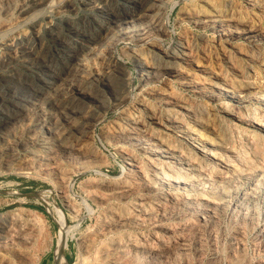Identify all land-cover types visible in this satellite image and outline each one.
I'll list each match as a JSON object with an SVG mask.
<instances>
[{
    "label": "rangeland",
    "instance_id": "374dc122",
    "mask_svg": "<svg viewBox=\"0 0 264 264\" xmlns=\"http://www.w3.org/2000/svg\"><path fill=\"white\" fill-rule=\"evenodd\" d=\"M157 1L158 2H156V0H42L41 1L42 4H44L45 2L43 6H41L42 4H39L38 2V5L36 4L35 8L32 9V11H29V14L19 17L17 14V9L19 5H22L23 3H25V0H0V69L2 71L3 70L5 71V72L3 71L4 76L0 77V127H1L0 128V216L11 213L12 211L13 212L24 211L25 214H27L31 219H35L36 221L40 223L39 226H37L39 228V229L37 228V230L41 234L39 235V237H36L33 247L31 246L32 248L31 247L30 249L28 248L27 252L25 253V256L23 257L25 259L23 258L20 259L18 255H15L14 257L17 256L19 259L13 258L12 256V259L14 260L13 261L14 264H24V263L25 264H56L55 253L57 250L58 240L60 239V236L62 234L61 232L63 230L62 229L63 226L65 228L64 237L66 239V248L64 249L62 255L65 260V264H81L82 261L84 262L85 259L83 258H85L87 255V253L83 254L85 250H86L85 252H87V249H85L86 247H84L85 240L87 238H91L92 236H96L98 235V233L102 232L103 228L105 227L104 225L105 224L107 225V223L110 222L111 218H113L110 212H109L110 216L104 213L106 210L99 206L98 204L99 199L97 200L96 198L97 200L96 202L95 198L91 195L92 193L91 190L92 191L95 190L96 185H98L99 182L103 180V178H106V177L107 178H113V177L118 178V177L127 175L128 172L133 173L134 174V175L132 174L133 176L137 174L133 172L134 167L130 166L129 161L127 160V155H129L128 152L130 150H131L130 152L133 153L131 154L129 152L131 155L138 156V157L136 156L135 157L138 159V161H140L139 164L142 163L139 166L140 168L139 167L135 168L137 170L142 169L141 170L142 172L144 171V173H149L151 172L149 170H151L152 168L151 166L153 164V165L160 167L159 170L161 169L160 171L162 173L163 172L169 173V170L170 172L173 170L171 173H174V171L179 172L180 170L179 175H181V173L184 172L188 174L191 180L185 183V184H188L189 186L187 190L179 189L180 192L178 191L177 188L176 189L170 188V189H166L163 191L159 190L157 193V191L150 186H142L147 191L149 190L148 192L144 190L143 188L142 190L141 188L139 189L136 196H141L142 198H145V199L148 198L147 201L152 203L154 207H156L157 205L158 206L160 205L159 206V209L161 208L160 210L166 209L165 211L163 210L160 211V213L156 215V216H159L160 219L159 217H156V216H152V217H153V220L158 219L162 222V227L160 228V230H157L159 231L158 236L159 237L161 236V238L164 239L165 244H168V246L169 245L172 246L174 242L175 244L172 249L173 252L171 251L172 253L171 252H167V254L165 253L164 257L166 256L168 258H164L163 256H159L160 257L159 258L157 256L155 257L156 258L155 259V258H151L148 254H146L145 256L144 255L145 253L143 252V254H139L140 256L136 257L137 259L133 258L132 259L133 262H130V264L131 263L135 264L136 261H138L137 262L138 264H147V263L148 264H151V263L152 264H209L210 262L214 264H235V263L240 264L239 261L241 260H242L241 264H249L250 262H251L250 264H257V263L264 264V231H263L264 230V216L263 217L261 216L264 214L260 213L261 211L264 212V205H263L264 204V197H263L264 196V191H263L264 189L263 188L264 186L263 185L264 183V145H263L264 144V115H263L264 114V95H263L264 94V89H263L264 88L263 86L264 85V80H263L264 79V42H263L264 41V0H218V1L210 0L211 2H213L220 8V10L222 11L224 15V18H223L224 23L221 21V23L219 22L218 24H215L214 26L206 22L202 24L204 22L202 20L198 22V21L191 19V15H192V12L190 11L191 8L198 7L199 3H200L199 5H202L203 4L202 2L205 0H194V1L193 0H161V1L157 0ZM153 2H154V5L152 4ZM160 2H162L163 4L164 8L162 7V10L164 14H161L163 12L160 13L158 10V7L160 6L159 4ZM254 2H255V6H254ZM250 3L254 7L250 6ZM154 7H157V10ZM254 8L257 10L254 11ZM152 10H153L152 14H155V12L156 13L159 12L160 18L162 19L161 20L162 24L165 27L163 32L155 29L154 25H152L151 23H147L144 21V20H148L147 15H150V16L152 15L150 14ZM147 11L148 12L150 11V12L148 13ZM182 14L184 15L186 14V15L184 16ZM256 14L258 15L256 16ZM187 15L190 16V18ZM141 17L142 19L139 20V18ZM184 17L186 18L184 19ZM187 19L189 20V22ZM192 20L196 24H194ZM228 21L229 22L232 21V24L231 22L229 24ZM251 22L253 23L251 24ZM150 24L152 27L150 26ZM220 25L222 26L219 27ZM149 26L151 27V29ZM215 28L216 30H214ZM223 28L228 30L227 36L219 34L221 31L222 32L224 31ZM138 30L143 31L144 33L143 36L140 35V31ZM137 32L139 35L136 34ZM230 32L232 33L229 34ZM244 32L247 35H245ZM255 32L256 34L254 35ZM163 33L165 34L163 35ZM235 35L238 37H236ZM156 37L157 38L159 37L158 38L159 41ZM259 37H260V40L262 39L261 42H259L260 41ZM218 38H219V41H218ZM149 39L151 41H149ZM252 39H255V41L257 42L255 46L249 42ZM224 40H227V41H224ZM182 48H184L185 51ZM236 49L238 50L236 51ZM164 51H175L177 54L180 53L178 55L179 59H177L176 63L173 62L172 60H169V59L167 60V58L164 56V53H163ZM191 53H192V56H191ZM235 53H237L238 55ZM252 53H253V56H252ZM19 55L20 57L21 56L22 57L20 58ZM142 55L144 56L145 59H147V63H149L148 65L151 64L155 67L157 66L156 68L159 70L156 71V73H158L159 71L161 72L162 70L165 71L166 68L167 70L165 72L162 71L163 73L159 72L160 74L155 73L157 75V76L155 75L156 77L154 76L156 79L154 78L152 81L151 78H149L150 79L149 81V79L146 77H152V76H148V73H146L147 72L146 68L144 67L145 70L141 68L142 67L141 63L138 60L139 57H142ZM184 55H186L187 57ZM237 56L239 57L241 56L240 59L239 57L237 58ZM251 57L254 59L253 61ZM259 57H262V58H259ZM181 62H184V64ZM238 62L240 63V65L242 64L241 67ZM2 63H4L3 66H1ZM230 70H231V73H230ZM238 70L239 72L241 71L243 75L239 72L237 73ZM220 71L221 72L223 71L224 74L221 73ZM237 74H239L240 76H237ZM229 75L232 80L230 79ZM236 76L238 78H235ZM180 77L182 78L180 79ZM187 77H190V78H187ZM222 77L224 80H222ZM240 78H243V79L240 80ZM144 80H146L147 84L144 83ZM176 80L177 82H175ZM209 81H211L210 84H209ZM151 82L154 84H151ZM120 83L121 84L123 83V85H121ZM257 83L259 86L257 85ZM57 84L59 87L57 86ZM187 84L190 87L194 86L192 87V90ZM203 84H206V85H203ZM228 84L229 85L231 84L230 87ZM209 86L214 88V89L210 88L212 92L210 91ZM216 86L222 87V88L228 87V89L230 91H233L234 93L229 92L231 95L233 93L232 96L228 93L227 94L224 93L226 96L224 94L218 95L217 92H214L215 88H218ZM201 88L204 89L205 94ZM230 88H233V89L231 90ZM245 89H247L248 91ZM9 90H12V91L9 92ZM114 90H117L118 92L117 91L115 92ZM239 90L241 91V94ZM153 91H155L156 93ZM193 91L194 92L196 91L198 94L196 92L194 93ZM261 91L263 92L261 93ZM212 94L214 98L218 95L217 99L216 98L214 99L212 97ZM125 95H129L127 96V101L124 103H121V100L119 99L121 98V96H125ZM166 95H170V96L173 95L172 97L173 98L176 97V100L177 99L180 101L183 100V102L186 101L184 103L186 104L188 108H190L188 109V112L184 110L180 112L177 111L178 112L177 113L176 112L177 108L174 106H169L168 108H166L163 102ZM158 96H160V99L158 98ZM258 96L260 98H258ZM114 99L116 100L114 101ZM247 101H249V103ZM215 102H218V103H215ZM220 103L224 106H222ZM206 104H208L209 106ZM245 104H246V107H245ZM141 107L144 109L145 112L143 111ZM224 107H225V110H223ZM232 107L234 108V111L236 110V112L232 111L233 110ZM154 109L156 110V112ZM253 109L254 110L256 109L257 111L256 110L254 111ZM148 110H151V111H148ZM139 112L140 114L138 116V114L136 113H139ZM210 112H212V116ZM241 113L242 114L244 113V119L246 118L247 120L249 119L250 120L249 121L244 120ZM166 114H168L169 117L174 116L178 122L177 124H171V126L168 125L167 129H165L162 124L159 126V124H157L154 121V118H157L158 116H159L158 118L161 121L165 120L164 116ZM254 115H257L259 117L254 116ZM126 117L129 119H126ZM237 117H239L240 121L239 119H235ZM178 118L180 119V121H178L179 120ZM195 120L196 121L199 120L198 122L199 124ZM207 120H209V123ZM152 121H154L155 123ZM193 122L194 124H192ZM225 123L226 124L228 123L227 126ZM180 124L184 125V129H183V125L181 126ZM86 125L91 126L88 133H86V128H85ZM230 125L233 126V128L235 127L234 128L235 130L231 128ZM143 126L147 129L151 127L149 131L152 132V134L154 135L157 134L159 136L162 135L165 139L167 137V140H170L169 135L170 137L172 136L170 140L171 142L170 141L168 142L171 143L173 148L179 149L181 151L180 153L182 154L179 155L180 156L179 158L182 159V157L184 156H189L188 157L189 162H190L189 165H191L192 167L194 166V167L192 168L190 166L188 168L189 170L191 169L190 171H188L187 167H184V166L182 168L179 167V169H177L173 165V163H171L170 161H165L163 159L157 160L155 158H149L142 150L140 151L139 147L137 148L135 147V145H128L122 142L126 138L125 137L126 133L129 130L139 131V129H141V127ZM204 126H206V128L209 129V131H207V129ZM132 127L134 128L136 127L137 129L135 128L134 130V128ZM227 127L229 128L227 129ZM126 128L128 131L126 130ZM236 129H237V132H236ZM239 130L240 132H238ZM233 131L235 132V134ZM106 132L108 133L104 134ZM120 132L121 134H123V138ZM158 132L160 134H158ZM175 132H177V134ZM187 132H190L191 134L193 133L192 134L193 136H195L194 134L196 133L195 137L198 138V141L199 140L201 141V139L203 138L201 142L199 141L200 143H202L203 146L207 142L206 146H204L203 148L202 153L205 152L204 154L202 153L200 154L199 152H195V151L190 152L191 150H189L186 147V145H184V142H183L184 138H188L190 136V133L188 135ZM207 132L209 133L207 134ZM248 132L251 134H249ZM109 133L110 134L112 133L113 137H112V134L108 135ZM185 133L188 137L185 135ZM228 133H231V134L228 135ZM238 133L240 135H238ZM255 134L257 137L253 136ZM107 135L111 137L108 138ZM175 135H177L178 137ZM213 135L214 136L216 135V137L214 138ZM234 135L235 137L238 136L239 138L237 137L238 138L237 139L233 137ZM117 137L118 138L121 137L122 140H120L121 138L117 139ZM66 138L67 139L69 138V142H68L69 144L74 143L73 144L74 147L79 146L77 144L79 141L81 143L84 142L83 144H86L89 140L88 142L89 145L91 146L93 145L92 147H94V149L97 151L98 154L96 153L97 155H95V157L93 156L88 157L86 154L81 155L82 152H80L79 150H76L77 148H74V147L72 151L71 150L64 151L62 148V145L64 141H68V140H65ZM223 138L225 140H223ZM114 139L117 141H114ZM217 139L218 140L221 139L222 142L221 140L217 141ZM260 139L263 141H261ZM175 140H177L178 142ZM118 141H120L121 144ZM80 142L79 144L83 145ZM117 142L119 144H117ZM227 142L229 143V146ZM246 142L247 144H249V146L246 144ZM172 143H174L175 145ZM182 144L184 145V148ZM181 145H182V148H181ZM231 145H234V146H231ZM130 147L133 148L134 150H132ZM245 147H247L248 149ZM180 148L183 150H181ZM224 148H227L228 150L227 149L223 150ZM253 148L256 150H253ZM215 149L220 150L219 151L220 153L216 151ZM73 150H76V151L73 152ZM125 150L126 152H124ZM139 151L142 152L144 156L142 155V153H139ZM185 151L188 153H186ZM232 151L234 153H232ZM235 152H237L238 154ZM239 152L240 154L244 153V155L241 156ZM207 153L212 154V155H208ZM214 154H216L215 158H214ZM85 155L87 156L86 160H85V157H86ZM253 155L256 156L257 158L253 157ZM218 157H219V160H218ZM143 158L145 159V163H144ZM255 158L257 159V161ZM139 159H142V160H139ZM147 159H149V161ZM193 159L194 160L196 159V160L194 161ZM150 160H153V161H150ZM249 160H251L252 162ZM230 161L232 162V164ZM148 162H151V164ZM210 164L212 165L214 164L212 168L211 166H209ZM257 165L259 166L256 167L255 169V166ZM230 166H232V168ZM260 166L263 169H260ZM143 167L144 168L147 167V168L144 169ZM195 167L197 168L194 169ZM244 167L246 170L244 169ZM62 168L65 169L64 173L66 172V176L70 178L69 182H71V187L69 190L64 189L65 186H63L62 182H60L62 180V177L59 171L62 173L63 172ZM185 168L187 169V172L185 171L186 170ZM218 168L220 170H218ZM232 170L234 171V173ZM192 171L194 172V174ZM204 171L206 172L208 171V172L204 173ZM197 173H198V176H197ZM208 173L211 175H209ZM255 173H257L258 175H256ZM204 174L206 175V177ZM207 175L209 177H207ZM254 176L255 177L257 176V177L255 178ZM201 177L202 179L199 180V178ZM247 180L249 182H247ZM231 181H232V184H231ZM241 181H243V183ZM255 183H258L257 184L258 188L256 187ZM229 184L233 186L231 187V185ZM90 185H93V186H90ZM194 185L197 186V189ZM228 185L230 187H228ZM201 186L205 188H202ZM148 187L152 188L153 190L149 189ZM227 188L229 189L227 190ZM234 189L236 192L234 191ZM256 189H258L257 191H260V192L255 193ZM188 190L191 191L190 194L188 193ZM229 192L231 196L229 195ZM244 192L246 194H244ZM183 193L186 194V199H188V197L190 198L191 196L192 197L194 196L195 198L197 197L195 200V206H193L192 208L193 210L191 209L190 206H187L189 205L187 202L183 201L182 203L184 204L182 205V203L181 204L177 203V200L174 199L175 197H178L181 194L183 195ZM216 193L219 195L221 194V196L217 195ZM224 193H225V196H224ZM237 194L239 197L241 195L243 196L239 198ZM26 195H35L37 197L36 198L28 197ZM210 195H211V198H210ZM206 198H208L209 200ZM133 200L131 198V201ZM224 200H228V201H224ZM197 201L199 203H197ZM203 201L206 203L208 202L210 206L214 204L213 206H211L212 207L211 217H206L205 221L199 219V215L203 212L202 211L204 207V205L202 204ZM216 201H218L217 204H216ZM234 201H236V203ZM256 201L258 202V204L256 203ZM110 202L111 203H109V205L113 206L114 202L113 201H110ZM254 203L255 205H257L256 207H254L255 206L253 205ZM237 205H240V206H237ZM251 205H253L252 207H254L255 209L251 208ZM260 205L263 210L261 209ZM196 206H197L196 208L197 210L194 209V207ZM170 207H172L171 208L172 210L170 209ZM173 207L175 208L178 207V208L175 209ZM215 207H217L218 209ZM248 207L250 210L247 209ZM180 208L182 211L180 210ZM198 208L200 209L198 210ZM223 208L224 210H222ZM131 209L132 207L130 206V210ZM178 209H179V212H178ZM168 210H170L172 213L170 211L168 212ZM218 210L219 212H217ZM114 211L112 212V214H114ZM224 211L225 212L230 211V212L225 213ZM255 211H257L258 213ZM243 213H245V215ZM159 214L160 215L163 214V216H160ZM167 214H169L168 216H171V217H168ZM232 214H236V215L239 214V215L232 216ZM174 216H176L177 219ZM185 216H187V218ZM215 216H218V217H215ZM243 216H245L246 218ZM167 217L169 219H167ZM188 218H190L189 222H187ZM162 219H165L164 220L165 223ZM195 220L198 224L195 222ZM209 221H210V224H209ZM100 223L101 224L104 223L102 224L104 227L101 226ZM191 224H192V227H191ZM203 225L206 227H203ZM143 227L145 226H142V225L135 226V228L133 227L130 230L127 229L126 231H124L126 234L124 232H120L122 233L121 235L119 232H116L114 230L112 233V230H111V233L110 232L107 233L103 239L105 242L107 241L106 243H109L108 240L110 241L117 237L119 238V236L126 237L130 235L131 238L135 237L141 241L143 240L146 241L148 240V238H151L153 236L154 231L150 228H146V227L143 228ZM182 228H185V229L187 228V229L185 230ZM194 229H196L198 232ZM198 229L200 230V232ZM202 229H203V232H202ZM259 229H261L262 232ZM166 233L168 234L166 235ZM187 236L190 237L189 238L191 239L190 241H188ZM140 238H144V239H140ZM193 238L196 241L194 240L192 241ZM184 239H187V240L184 241ZM179 241H182V243H180ZM183 241H184V245H183ZM177 244H182V246L178 245L180 249H178L179 247L177 246ZM185 244L189 246L186 247ZM175 247H178V248H175ZM175 249L178 250L177 252L179 254H176L177 252ZM185 249L186 250L189 249V251L188 250L186 251ZM179 250H183V251L179 252ZM174 254L175 256H173ZM144 256L145 258H143ZM146 257L147 258L149 257V260H146L147 259ZM161 257L163 258L161 259ZM15 261H19V262L17 263ZM86 264H92V263L87 262Z\"/></svg>",
    "mask_w": 264,
    "mask_h": 264
},
{
    "label": "bare ground",
    "instance_id": "6f19581e",
    "mask_svg": "<svg viewBox=\"0 0 264 264\" xmlns=\"http://www.w3.org/2000/svg\"><path fill=\"white\" fill-rule=\"evenodd\" d=\"M42 0H25V3H20V4H22V5H19V7H18V9H17V14H18V16L20 17V16H23V15H27V14H29V11H32V9H34L35 8V6H36V4L38 5V2H39V4H42V2H41ZM161 1V0H160ZM194 1V0H193ZM218 1V0H217ZM15 2V1H14ZM156 2H158L157 0H156ZM52 3V2H51ZM203 4L202 5H199L198 4V7H192L191 8V12H192V15H191V19H193V20H195V21H198V22H200V20H202V21H204L202 24H204L205 22L206 23H208V24H211V25H215V24H218L219 22L221 23V21L223 22L224 20H223V18H224V15H223V13H222V11L220 10V8L216 5V4H214L213 2H211L210 0H205V1H203L202 2ZM215 3H217V2H215ZM219 3V2H218ZM44 4H45V2H44ZM44 4H42L41 6H43ZM50 4V3H49ZM153 5H154V2L152 3ZM160 4V6L158 7V10H159V12L161 13V12H163V10H162V7H163V4H162V2H160L159 3ZM9 5V4H8ZM12 5V4H11ZM156 5V4H155ZM190 5V4H189ZM18 6V5H17ZM188 6V5H187ZM187 6H186V8H187ZM224 6V5H223ZM250 6H252L251 5V3H250ZM254 6H255V2H254ZM254 6H252V7H254ZM38 7H40V6H38ZM157 7H154V8H156V10H157ZM37 8V7H36ZM164 8V7H163ZM166 8V7H165ZM189 8V7H188ZM257 8V7H256ZM3 9V8H2ZM11 9V8H10ZM151 9V8H150ZM224 9V8H223ZM253 9V8H252ZM258 9V8H257ZM257 9H255L254 8V11L255 10H257ZM145 10V9H144ZM162 10V11H161ZM6 11V10H5ZM155 11V10H154ZM185 11V10H184ZM189 11V10H188ZM260 11V10H259ZM2 12V11H1ZM148 12V11H147ZM150 12V11H149ZM148 12V13H149ZM159 12L158 13H156L155 12V14H152L153 13V10H152V12H150V14H152L151 16L150 15H147V19L148 20H144L145 22H147V23H151L152 25H154V27H155V29H157L158 31H161V32H163L164 31V26H163V24H162V19L160 18V14H159ZM9 13V12H8ZM139 13V12H138ZM143 13V12H142ZM144 13H146V12H144ZM184 13V12H183ZM187 13V12H186ZM161 14H164V12L163 13H161ZM141 15V14H140ZM143 15V14H142ZM182 15H184V14H182ZM186 15V14H185ZM184 15V16H185ZM190 15V14H189ZM253 15V14H252ZM258 14H256V16H257ZM137 16V15H136ZM163 16V15H162ZM188 16V15H187ZM232 16V15H231ZM2 17V16H1ZM189 18H190V16H188ZM125 18V17H124ZM182 18H183V16H182ZM186 17H184V19H185ZM136 19V18H135ZM140 19H142V17L141 18H139V20ZM144 19V18H143ZM183 19V20H184ZM190 19V20H191ZM225 19H227V18H225ZM235 19H237V18H235ZM254 19V18H253ZM114 20V19H113ZM138 20V21H139ZM188 20V19H187ZM186 20V21H187ZM192 20V21H193ZM233 20V19H232ZM143 21V20H142ZM239 21V20H238ZM237 21V22H238ZM241 21V20H240ZM255 21V20H254ZM188 22H189V20H188ZM191 22V21H190ZM226 22V21H225ZM229 22V21H228ZM231 22V24H232V21H230ZM230 22H229V24H230ZM129 23V22H128ZM146 23V24H147ZM193 23H194V21H193ZM224 23V22H223ZM235 23H236V21H235ZM253 22H251V24H252ZM151 24H150V26H151ZM194 24H196V23H194ZM239 24V23H238ZM128 25V24H127ZM140 25V24H139ZM223 25V24H222ZM222 25H220L219 27H221ZM234 25V24H233ZM237 25V24H236ZM115 26V25H114ZM117 26V25H116ZM147 26V25H146ZM149 26V27H150ZM225 26V25H224ZM230 26V25H229ZM232 26V25H231ZM242 26V25H241ZM249 26V25H248ZM254 26V25H253ZM252 26V27H253ZM100 27V26H99ZM148 27V26H147ZM147 27H146V29H147ZM152 27V26H151ZM151 27H150V29H151ZM210 27V26H209ZM235 27V26H234ZM243 27V26H242ZM218 28V27H217ZM226 28V27H225ZM225 28H223L224 29V31L222 32H220L219 34L220 35H224V36H227V34H228V30L227 29H225ZM228 28V27H227ZM236 28V27H235ZM248 28V27H247ZM140 29H141V27H140ZM219 29V28H218ZM239 29V28H238ZM244 29V28H243ZM143 30V29H142ZM212 30H213V28H212ZM214 30H216V28L214 29ZM240 30V29H239ZM248 30V29H247ZM250 30V29H249ZM112 31V30H111ZM124 31V30H123ZM134 31V30H133ZM132 31V32H133ZM138 31H140V30H138ZM147 31V30H146ZM231 31V30H230ZM254 31V30H253ZM256 31H258V30H256ZM136 32V31H135ZM216 32H218V31H216ZM235 32V31H234ZM124 33V32H123ZM147 33V32H146ZM145 33V34H146ZM232 32H230L229 34H231ZM249 33H250V31H249ZM136 34H138V32L136 33ZM143 31H140V35H142L143 36ZM165 33H163V35H164ZM237 34H238V32H237ZM241 34V33H240ZM244 34H245V32H244ZM253 34V33H252ZM256 34V32L254 33V35ZM123 35V34H122ZM139 35V34H138ZM162 35V34H161ZM242 35V34H241ZM245 35H247V34H245ZM250 35H251V33H250ZM259 35H260V33H259ZM263 35V34H262ZM146 36V35H145ZM217 36V35H216ZM219 36V35H218ZM224 36H223V38H224ZM236 36V35H235ZM240 36V35H239ZM257 36V35H256ZM117 37V36H116ZM131 37V36H130ZM230 37V36H229ZM236 37H238V36H236ZM248 37V36H247ZM253 37V36H252ZM251 37V38H252ZM120 38V37H119ZM134 38V37H133ZM157 38V37H156ZM159 38V37H158ZM157 38V39H158ZM220 38V37H219ZM219 38H218V41H219ZM222 38V37H221ZM225 38H227V37H225ZM232 38V37H231ZM235 38V37H234ZM254 38V37H253ZM256 38H258V37H256ZM255 38V39H256ZM147 39V38H146ZM145 39V40H146ZM154 39V38H153ZM255 39H252V40H250L249 42L251 43V44H253L254 46H255V44H257V42L255 41ZM228 40V39H227ZM227 40H224V41H227ZM230 40V39H229ZM249 40V39H248ZM259 40H260V37H259ZM262 40V39H261ZM261 40L259 41V42H261ZM149 41H151L150 39H149ZM154 41V40H153ZM158 41H159V39H158ZM245 41V40H244ZM234 42V41H233ZM233 42H231V43H233ZM264 42V41H263ZM79 43V42H78ZM150 43V42H149ZM153 43V42H152ZM159 44V43H158ZM223 44V43H222ZM226 44H227V42H226ZM230 44V43H229ZM150 45V44H149ZM156 45V44H155ZM181 45V44H180ZM225 45V44H224ZM157 46V45H156ZM158 47V46H157ZM152 48H153V46H152ZM155 48V47H154ZM162 48V47H161ZM181 48V47H180ZM244 48V47H243ZM259 48V47H258ZM147 49V48H146ZM182 49H184V48H182ZM235 49V48H234ZM239 49V48H238ZM238 49H236V51L238 50ZM246 49V48H245ZM249 49V48H248ZM260 49V48H259ZM151 50V49H150ZM171 50H172V48H171ZM188 50V49H187ZM243 50V49H242ZM184 51H185V49H184ZM227 51V50H226ZM225 51V52H226ZM229 51V50H228ZM233 51V50H232ZM235 51V52H236ZM181 52V51H180ZM224 52V53H225ZM256 52H258V51H256ZM255 52V53H256ZM161 53V52H160ZM164 53V56L167 58V60L169 59V60H172L173 62H175L176 63V61H177V59H179L178 58V55L180 54L179 52V54H177L175 51H164L163 52ZM183 53V52H182ZM185 54V53H184ZM187 54H189V53H187ZM235 54H237V53H235ZM244 54V53H243ZM26 55V54H25ZM77 55V54H76ZM225 55V54H224ZM238 55V54H237ZM250 55V54H249ZM148 56V55H147ZM184 56H186V55H184ZM191 56H192V53H191ZM252 56H253V53H252ZM260 56H261V54H260ZM19 57H20V55H19ZM22 57V56H21ZM20 57V58H21ZM78 57V56H77ZM154 57V56H153ZM181 57V56H180ZM187 57V56H186ZM222 57V56H221ZM231 57V56H230ZM236 57V56H235ZM239 56H237V58H238ZM241 57V56H240ZM240 57H239V59H240ZM147 58V57H146ZM151 58V57H150ZM162 58V57H161ZM243 58V57H242ZM245 58H246V56H245ZM247 58H248V56H247ZM252 58V57H251ZM258 58V57H257ZM259 58H262V57H259ZM157 59V58H156ZM155 59V60H156ZM165 59V58H164ZM193 59V58H192ZM233 59V58H232ZM16 60V59H15ZM139 62L141 63V68H143L144 69V67L146 68V73H148V76H152V77H146V78H151V80L153 81V79L157 76L156 74H160L159 72L158 73H156V71H158L159 69H157L155 66H153V65H148L149 63H147V59H145L144 58V56L142 55V57H139ZM151 60V59H150ZM159 60V59H158ZM162 60V59H161ZM226 60V59H225ZM246 60V59H245ZM254 59L252 58V61H253ZM259 60V59H258ZM29 61V60H28ZM137 61V60H136ZM152 61V60H151ZM154 61V60H153ZM181 61V60H180ZM184 61V60H183ZM235 61V60H234ZM249 61H251V60H249ZM263 61V60H262ZM10 62V61H9ZM186 62V61H185ZM188 62V61H187ZM190 62V61H189ZM230 62V61H229ZM236 62V61H235ZM256 62V61H255ZM255 62H253V63H255ZM258 62V61H257ZM8 63V62H7ZM6 63V64H7ZM155 63H156V61H155ZM181 63H183L184 64V62H181ZM239 63V62H238ZM245 63H246V61H245ZM248 63V62H247ZM252 63V62H251ZM3 64L4 63H2V65L1 66H3ZM179 64V63H178ZM158 65V64H157ZM165 65V64H164ZM175 65V64H174ZM239 65H240V63H239ZM238 65V66H239ZM242 65V64H241ZM241 65H240V67H241ZM245 65V64H244ZM258 65V64H257ZM5 66H7V65H5ZM4 66V67H5ZM169 66V65H168ZM231 66V65H230ZM164 67V66H163ZM167 67V66H166ZM10 68V67H9ZM159 68V67H158ZM161 68V67H160ZM238 68V67H237ZM6 69V68H5ZM142 69V70H143ZM181 69V68H180ZM145 70V69H144ZM166 70H167V68H166ZM165 70V71H166ZM176 70V69H175ZM179 70V69H178ZM226 70V69H225ZM228 70V69H227ZM242 70V69H241ZM4 71V70H3ZM3 71L0 69V77H3L4 75H3ZM8 71V70H7ZM165 71H163V72H165ZM183 71V70H182ZM229 71V70H228ZM227 71V72H228ZM5 72V71H4ZM116 72V71H115ZM123 72V71H122ZM143 72V71H142ZM162 72V73H163ZM168 72V71H167ZM172 72V71H171ZM170 72V73H171ZM179 72V71H178ZM221 72V71H220ZM239 72V70L237 71V73ZM243 72V71H242ZM144 73V72H143ZM156 73V74H155ZM169 73V74H170ZM175 73V72H174ZM180 73V72H179ZM221 73H223V71L221 72ZM226 73V72H225ZM230 73H231V70H230ZM234 73H235V71H234ZM239 73H241V71L239 72ZM122 74V73H121ZM167 74V73H166ZM165 74V75H166ZM216 74V73H215ZM224 74V73H223ZM242 74V73H241ZM123 75V74H122ZM156 75V76H155ZM175 75V74H174ZM179 75V74H178ZM231 75V74H230ZM230 75H229V77H230ZM243 75V74H242ZM155 76V77H154ZM159 76V75H158ZM162 76V75H161ZM168 76V75H167ZM181 76V75H180ZM237 76H240L239 74H237ZM235 77V78H238V77ZM160 77V76H159ZM158 77V78H159ZM228 77V78H229ZM169 78H170V76H169ZM182 77H180V79H181ZM187 78H190V77H187ZM193 78V77H192ZM191 78V79H192ZM200 78V77H199ZM216 78V77H215ZM219 78H221V77H219ZM117 79V78H116ZM115 79V80H116ZM122 79V78H121ZM156 79V78H155ZM178 79V78H177ZM184 79V78H183ZM210 79V78H209ZM213 79V78H212ZM230 79H231V77H230ZM230 79H229V81H230ZM241 79H243V78H240V80ZM262 79H263V77H262ZM128 80V79H127ZM163 80V79H162ZM185 80V79H184ZM193 80V79H192ZM196 80H197V78H196ZM204 80V79H203ZM222 80H224L223 79V77H222ZM221 80V81H222ZM232 80V79H231ZM239 80V81H240ZM264 80V79H263ZM107 81V80H106ZM121 81V80H120ZM148 81V80H147ZM149 81H150V79H149ZM155 81V80H154ZM171 81V80H170ZM182 81V80H181ZM186 81V80H185ZM194 81V80H193ZM206 81V80H205ZM215 81V80H214ZM219 81V80H218ZM228 81V82H229ZM82 82V81H81ZM166 82V81H165ZM175 82H177V80L175 81ZM190 82V81H189ZM195 82H197V81H195ZM208 82V81H207ZM210 82L211 81H209V84H210ZM227 82V81H226ZM233 82H234V80H233ZM246 82V81H245ZM247 82H248V80H247ZM101 83V82H100ZM124 83V82H123ZM123 83L121 84V85H123ZM144 83H146V80H144ZM188 83V82H187ZM214 83V82H213ZM147 84V83H146ZM151 84H154V83H152L151 82ZM181 84V83H180ZM221 84V83H220ZM226 84V83H225ZM247 84V83H246ZM249 84V83H248ZM86 85V84H85ZM188 85V84H187ZM186 85V86H187ZM192 85H194V84H192ZM191 85V86H192ZM199 85V84H198ZM202 85V84H201ZM201 85H200V87H201ZM203 85H206V84H203ZM227 85V84H226ZM229 85V84H228ZM231 85V84H230ZM230 85H229V87H230ZM237 85V84H236ZM244 85V84H243ZM257 85H258V83H257ZM57 86H58V84H57ZM162 86V85H161ZM183 86V85H182ZM189 86V85H188ZM208 86V85H207ZM214 86V85H213ZM219 86V85H218ZM218 86H216V87H218ZM239 86V85H238ZM248 86V85H247ZM259 86V85H258ZM264 86V85H263ZM59 87V86H58ZM73 87V86H72ZM107 87V86H106ZM105 87V88H106ZM165 87V86H164ZM169 87V86H168ZM168 87H167V89H168ZM171 87V86H170ZM185 87V86H184ZM190 87V86H189ZM192 87H194V86H192ZM192 87H190V89L192 90ZM203 87V86H202ZM234 87H235V85H234ZM85 88V87H84ZM196 88H197V86H196ZM210 88H212V87H210L209 86V89ZM258 88V87H257ZM58 89V88H57ZM94 89V88H93ZM96 89V88H95ZM109 89V88H108ZM150 89V88H149ZM166 89V88H165ZM202 90H203V92H204V89L203 88H201ZM206 89V88H205ZM212 89H214V88H212ZM231 90L233 89V88H230ZM262 89V88H261ZM264 89V88H263ZM171 90V89H170ZM178 90V89H177ZM187 90V89H186ZM186 90H185V92H186ZM188 90H189V88H188ZM190 90V91H191ZM236 90V89H235ZM243 90V89H242ZM245 90H247V89H245ZM258 90V89H257ZM10 91H12V90H9V92ZM84 91V90H83ZM97 91V90H96ZM115 92L117 91V90H114ZM144 91V90H143ZM159 91V90H158ZM207 91H208V89H207ZM210 91H211V89H210ZM214 91V90H213ZM240 91V90H239ZM248 91V90H247ZM8 92V91H7ZM78 92V91H77ZM118 92V91H117ZM153 92H155V91H153ZM161 92V91H160ZM165 92V91H164ZM170 92V91H169ZM171 92H173V91H171ZM194 92V91H193ZM196 92V91H195ZM194 92V93H195ZM212 92V91H211ZM214 92H217L218 93V95L220 94V95H223L224 93H228V94H230L229 92H233V91H230L229 89H228V87H226V88H222V87H218V88H215V91ZM237 92V91H236ZM246 92V91H245ZM254 92V91H253ZM258 92V91H257ZM263 91H261V93H262ZM93 93V92H92ZM100 93V92H99ZM123 93V92H122ZM150 93V92H149ZM152 93V92H151ZM156 93V92H155ZM159 93V92H158ZM197 93V92H196ZM234 93V92H233ZM233 93H232V95H233ZM243 93V92H242ZM255 93V92H254ZM7 94V93H6ZM72 94V93H71ZM87 94V93H86ZM108 94V93H107ZM126 94V93H125ZM154 94V93H153ZM172 94V93H171ZM176 94V93H175ZM187 94V93H186ZM191 94V93H190ZM198 94V93H197ZM204 94H205V92H204ZM214 94V93H213ZM213 94H212V97L214 98V96H213ZM238 94V93H237ZM236 94V95H237ZM240 94H241V91H240ZM240 94H239V96H240ZM260 94V93H259ZM95 95V94H94ZM99 95V94H98ZM155 95V94H154ZM200 95V94H199ZM217 95V96H218ZM225 95V94H224ZM231 95V94H230ZM229 95V96H230ZM231 95V96H232ZM264 95V94H263ZM100 96V95H99ZM127 96H129V95H125V96H121V98L119 99V100H121V103H124V102H126L127 101ZM133 96V95H132ZM142 96V95H141ZM152 96V95H151ZM163 96H164V94H163ZM173 96V95H172ZM172 96H170V95H166L165 96V98H164V104H165V106H166V108H168L169 106H174V107H176L177 108V110H176V112L178 111V112H180V111H187L188 112V109H190V108H188L187 106H186V104L184 103V102H186V101H184L183 102V100L182 101H180V100H176V97H175V95H174V97L175 98H173ZM177 96V95H176ZM188 96V95H187ZM198 96V95H197ZM217 96L215 97L216 99H217ZM226 96V95H225ZM246 96V95H245ZM251 96V95H250ZM4 97V96H3ZM111 97V96H110ZM118 97V96H117ZM148 97V96H147ZM184 97V96H183ZM183 97H182V99H183ZM203 97V96H202ZM207 97V96H206ZM211 97V96H210ZM254 97V96H253ZM252 97V98H253ZM93 98V97H92ZM158 98L160 99V96H158ZM188 98V97H187ZM214 98V99H215ZM240 98V97H239ZM248 98V97H247ZM251 98V99H252ZM256 98H257V96H256ZM258 98H260L259 96H258ZM263 98V97H262ZM87 99V98H86ZM94 99V98H93ZM97 99V98H96ZM118 99V98H117ZM129 99V98H128ZM158 99V100H159ZM163 99V98H162ZM186 99V98H185ZM191 99V98H190ZM212 99V98H211ZM244 99V98H243ZM250 99V98H249ZM72 100V99H71ZM112 100V99H111ZM116 99H114V101H115ZM208 100H210V99H208ZM219 100V99H218ZM237 100V99H236ZM258 100H260V99H258ZM96 101V100H95ZM190 101V100H189ZM216 101V100H215ZM262 101V100H261ZM113 102V101H112ZM204 102V101H203ZM214 102V101H213ZM212 102V103H213ZM219 102V101H218ZM218 102H215V103H218ZM230 102V101H229ZM243 102V101H242ZM248 103H249V101H247ZM259 102V101H258ZM76 103V102H75ZM79 103V102H78ZM115 103V102H114ZM113 103V104H114ZM119 103H120V101H119ZM118 103V104H119ZM158 103V102H157ZM156 103V104H157ZM162 103V102H161ZM188 103V102H187ZM208 103V102H207ZM231 103V102H230ZM237 103V102H236ZM239 103V102H238ZM241 103V102H240ZM255 103H256V101H255ZM3 104V103H2ZM117 104V103H116ZM136 104V103H135ZM199 104V103H198ZM205 104V103H204ZM221 104V103H220ZM224 104V103H223ZM121 105V104H120ZM140 105H141V103H140ZM149 105V104H148ZM191 105H193V104H191ZM200 105V104H199ZM203 105V104H202ZM206 105H208V104H206ZM214 105V104H213ZM222 105V104H221ZM226 105H228V104H226ZM225 105V106H226ZM243 105V104H242ZM259 105H260V103H259ZM150 106V105H149ZM188 106H189V104H188ZM209 106V105H208ZM222 106H224V105H222ZM241 106V105H240ZM253 106V105H252ZM71 107V106H70ZM82 107V106H81ZM113 107V106H112ZM139 107V106H138ZM145 107V106H144ZM155 107H156V105H155ZM193 107V106H192ZM200 107V106H199ZM245 107H246V104H245ZM249 107V106H248ZM257 107V106H256ZM261 107V106H260ZM72 108V107H71ZM115 108V107H114ZM135 108V107H134ZM142 108V107H141ZM149 108V107H148ZM158 108V107H157ZM162 108H163V106H162ZM171 108V107H170ZM202 108V107H201ZM216 108V107H215ZM233 108V107H232ZM143 109V108H142ZM156 109V108H155ZM154 109V110H155ZM159 109V108H158ZM192 109V108H191ZM217 109V108H216ZM223 109V108H222ZM226 109H228V108H226ZM229 109H230V107H229ZM249 109V108H248ZM259 109V108H258ZM76 110V109H75ZM128 110V109H127ZM133 110H135V109H133ZM139 110V109H138ZM161 110V109H160ZM198 110V109H197ZM199 110H201V109H199ZM204 110H205V108H204ZM208 110V109H207ZM223 110H225V107H224V109ZM240 110H242V109H240ZM250 110V109H249ZM252 110V109H251ZM254 110V109H253ZM256 110V109H255ZM254 110V111H255ZM27 111V110H26ZM71 111V110H70ZM103 111V110H102ZM120 111H121V109H120ZM141 111V110H140ZM143 111H144V109H143ZM148 111H151V110H148ZM170 111V110H169ZM173 111V110H172ZM175 111V110H174ZM196 111V110H195ZM203 111V110H202ZM221 111V110H220ZM227 111V110H226ZM232 111H234V108H233V110ZM257 111V110H256ZM73 112V111H72ZM71 112V113H72ZM104 112V111H103ZM128 112V111H127ZM131 112V111H130ZM137 112V111H136ZM145 112V111H144ZM155 112H156V110H155ZM158 112H159V110H158ZM165 112V111H164ZM167 112V111H166ZM177 112V113H178ZM186 112V113H187ZM197 112V111H196ZM207 112V111H206ZM223 112V111H222ZM228 112V111H227ZM226 112V113H227ZM231 112V111H230ZM234 112H236V110L234 111ZM237 112H238V110H237ZM240 112V111H239ZM248 112V111H247ZM82 113V112H81ZM129 113V112H128ZM134 113H135V111H134ZM150 113V112H149ZM163 113V112H162ZM191 113V112H190ZM200 113H202V112H200ZM211 113V116H212V112H210ZM229 113V112H228ZM227 113V114H228ZM232 113V112H231ZM253 113V112H252ZM256 113V112H255ZM258 113V112H257ZM263 113V112H262ZM98 114V113H97ZM132 114V113H131ZM136 114H138V116H139V114H140V112L139 113H136ZM165 114V113H164ZM172 114V113H171ZM185 114V113H184ZM220 114H222V113H220ZM240 114V113H239ZM242 114V113H241ZM260 114V113H259ZM79 115V114H78ZM104 115V114H103ZM102 115V116H103ZM158 115V114H157ZM174 115H176V114H174ZM186 115V114H185ZM193 115V114H192ZM197 115V114H196ZM247 115V114H246ZM264 115V114H263ZM99 116V115H98ZM126 116V115H125ZM128 116V115H127ZM132 116V115H131ZM130 116V117H131ZM154 116V115H153ZM191 116V115H190ZM242 116H243V119H244V113L242 114ZM241 116V117H242ZM252 116V115H251ZM254 116H257V115H254ZM84 117V116H83ZM94 117V116H93ZM141 117V116H140ZM143 117V116H142ZM150 117H151V115H150ZM159 117V116H158ZM154 118V121L157 123V124H159V126L162 124L163 125V127L165 128V129H167L168 127V125H170L171 126V124H177L178 122H177V120H176V118L173 116V117H169V115L168 114H166L165 116H164V119L165 120H163V121H161L159 118ZM161 117H162V115H161ZM179 117V116H178ZM183 117V116H182ZM195 117V116H194ZM204 117V116H203ZM220 117V116H219ZM222 117V116H221ZM235 117V116H234ZM233 117V118H234ZM247 117V116H246ZM257 117H259V116H257ZM132 118V117H131ZM147 118H149V117H147ZM180 118V117H179ZM178 118V119H179ZM193 118V117H192ZM212 118V117H211ZM229 118V117H228ZM250 118V117H249ZM248 118V119H249ZM263 118V117H262ZM80 119V118H79ZM96 119H98V118H96ZM101 119V118H100ZM126 119H129V118H127L126 117ZM135 119V118H134ZM188 119V118H187ZM189 119H191V118H189ZM196 119V118H195ZM198 119V118H197ZM205 119V118H204ZM203 119V120H204ZM230 119V118H229ZM235 119H239V117H237V118H235ZM242 119V118H241ZM260 119H261V117H260ZM14 120H16V119H14ZM131 120V119H130ZM129 120V121H130ZM137 120V119H136ZM200 120V119H199ZM199 120L198 121H196L197 123L199 122ZM206 120V119H205ZM213 120V119H212ZM219 120V119H218ZM244 120H246V121H249V120H247L246 118L244 119ZM253 120H255V119H253ZM141 121V120H140ZM139 121V122H140ZM154 121H152V122H154ZM178 121H180V119L178 120ZM183 121V120H182ZM181 121V122H182ZM186 121V120H185ZM208 121V123H209V120H207ZM238 121V120H237ZM239 121H240V119H239ZM241 121H243V120H241ZM260 121V120H259ZM134 122V121H133ZM142 122V121H141ZM140 122V123H141ZM149 122H150V120H149ZM154 122V123H155ZM192 122V121H191ZM195 122V123H196ZM225 122H226V120H225ZM227 122H229V121H227ZM233 122V121H232ZM245 122V121H244ZM255 122V121H254ZM129 123V122H128ZM135 123V122H134ZM133 123V124H134ZM211 123V122H210ZM222 123V122H221ZM237 123V122H236ZM239 123V122H238ZM256 123V122H255ZM259 123V122H258ZM123 124V123H122ZM144 124V123H143ZM146 124V123H145ZM156 124V125H157ZM192 124H194V122L192 123ZM199 124V123H198ZM224 124V123H223ZM226 124V123H225ZM228 124V123H227ZM227 124H226V126H227ZM233 124V123H232ZM248 124V123H247ZM257 124V123H256ZM7 125V124H6ZM119 125V124H118ZM148 125V124H147ZM179 125V124H178ZM181 126L183 125V124H180ZM189 125H190V123H189ZM196 125V124H195ZM201 125V124H200ZM203 125V124H202ZM238 125V124H237ZM249 125V124H248ZM258 125V124H257ZM126 126V125H125ZM132 126V125H131ZM135 126V125H134ZM142 126V125H141ZM145 126V125H144ZM141 127V129H139V131H133V130H127V128H126V130L128 131L127 133H126V138L124 139V141H122V142H124L125 144H128V145H135V147H139V149H140V151L142 150L149 158H155V159H157V160H165V161H170L171 163H173V165L177 168V169H179V167L180 168H182L183 166L184 167H187V169L191 166V165H189V156H184V157H182V159H180L179 157V155L180 154H182V153H180L181 151L179 150V149H175V148H173L172 147V145H171V143H169L168 141H170L171 140V138H172V136L170 137V135H169V138H170V140H167V137H166V139L161 135V136H159V135H157V134H152V132H150L149 131V129L151 128H149V129H147V128H145V127ZM180 126V127H181ZM207 126V125H206ZM206 126H204L205 128H206ZM231 126V125H230ZM240 126H242V125H240ZM90 125H86V133H88L89 132V130H90ZM114 127V126H113ZM123 127V126H122ZM130 127V126H129ZM138 127V126H137ZM173 127V126H172ZM178 127V126H177ZM186 127V126H185ZM200 127V126H199ZM217 127V126H216ZM262 127H263V125H262ZM1 128V127H0ZM84 128V129H85ZM132 128H134V127H132ZM136 128V127H135ZM135 128H134V130H135ZM157 128H159V127H157ZM179 128V127H178ZM177 128V129H178ZM182 128V127H181ZM221 128V127H220ZM226 128V127H225ZM229 127H227V129H228ZM231 128H233V126H231ZM235 128V127H234ZM233 128V129H234ZM240 128V127H239ZM243 128V127H242ZM80 129V128H79ZM124 129V128H123ZM137 129V128H136ZM174 129V128H173ZM180 129V128H179ZM183 129H184V125H183ZM186 129V128H185ZM195 129V128H194ZM199 129V128H198ZM207 129V128H206ZM205 129V130H206ZM217 129V128H216ZM215 129V130H216ZM81 130H83V129H81ZM118 130V129H117ZM117 130H116V132H117ZM153 130V129H152ZM175 130V129H174ZM235 130V129H234ZM241 130V129H240ZM240 130L238 131V132H240ZM242 130H244V129H242ZM246 130V129H245ZM248 130V129H247ZM260 130V129H259ZM258 130V131H259ZM261 130H263V129H261ZM119 131V130H118ZM155 131V130H154ZM181 131V130H180ZM187 131V130H186ZM202 131V130H201ZM207 131H209V129H207ZM178 132V131H177ZM177 132H175L176 134H177ZM183 132V131H182ZM203 132V131H202ZM214 132V131H213ZM213 132H212V134H213ZM218 132V131H217ZM225 132V131H224ZM234 132V131H233ZM236 132H237V129H236ZM244 132V131H243ZM108 132H106V133H104V134H107ZM124 133V132H123ZM173 133V132H172ZM174 133V134H175ZM181 133V132H180ZM184 133V132H183ZM188 133V135H189V133L190 132H187ZM209 132H207V134H208ZM249 133V132H248ZM256 133H257V131H256ZM112 134V133H111ZM110 133L108 134V135H111ZM118 134V133H117ZM116 134V135H117ZM120 134H121V132H120ZM158 134H160L159 132H158ZM165 134V133H164ZM193 134V133H192ZM191 133H190V136L188 137L187 135H186V133H185V135L188 137V138H184V145H186V147L189 149V150H191L190 152H193V151H195V152H199L200 154L203 152V148H204V146H206V144H207V142H206V144H204V146L202 145V143H200L201 141H202V139H201V141L199 142L198 141V138L197 137H195L196 136V133L194 134L195 136H193ZM201 134V133H200ZM214 134H216V133H214ZM220 134V133H219ZM224 134V133H223ZM231 133H228V135H230ZM234 134H235V132H234ZM249 134H251V133H249ZM253 134H254V132H253ZM259 134V133H258ZM66 135H67V133H66ZM107 135V137L109 138V137H111V136H108ZM115 135V134H114ZM122 135V138H123V134H121ZM167 135V134H166ZM165 135V136H166ZM179 135V134H178ZM211 135V134H210ZM226 135V134H225ZM238 135H240L239 133H238ZM65 136V135H64ZM86 136V135H85ZM106 136V135H105ZM168 136V135H167ZM175 136H177V135H175ZM180 136V135H179ZM183 136V135H182ZM212 136V135H211ZM219 136V135H218ZM224 136V135H223ZM222 136V137H223ZM252 136V135H251ZM250 136V137H251ZM254 137L256 136V134L255 135H253ZM72 137V136H71ZM106 137V138H107ZM112 137H113V134H112ZM178 137V136H177ZM199 137V136H198ZM213 137L215 138L216 137V135L214 136L213 135ZM227 137V136H226ZM233 137H235V135L233 136ZM238 137V136H237ZM237 137H235V138H237ZM248 137V136H247ZM246 137V138H247ZM257 137V136H256ZM263 137V136H262ZM119 138H121V137H119ZM118 137H117V139H119ZM122 138L120 139V140H122ZM183 138V137H182ZM213 138V139H214ZM220 138V137H219ZM225 138V137H224ZM223 138V140H225ZM232 138V137H231ZM239 138V137H238ZM237 138V139H238ZM253 138V137H252ZM86 139V138H85ZM207 139V138H206ZM222 139V138H221ZM220 139V140H221ZM236 139V140H237ZM245 139V138H244ZM251 139V138H250ZM259 139V138H258ZM65 140H68V141H64L63 142V145H62V148H63V150L64 151H72V149H73V144H69L68 142H69V138L67 139H65ZM110 140V139H109ZM112 140V139H111ZM178 140V139H177ZM177 140H175V141H177ZM215 140V139H214ZM220 140H218L217 139V141H220ZM227 140H229V139H227ZM235 140V139H234ZM242 140V139H241ZM247 140V139H246ZM255 140V139H254ZM261 140V139H260ZM86 141V140H85ZM114 141H117V140H115L114 139ZM207 141V140H206ZM209 141V140H208ZM232 141V140H231ZM252 141V140H251ZM261 141H263V140H261ZM78 142V141H77ZM76 142V143H77ZM80 142V141H79ZM79 142L77 143L79 146L78 147H74V148H77L76 150H79L80 152H82V154L81 155H83V154H86L88 157H91V156H93V157H95V155H97L98 153H97V151L94 149V147H92L91 145H89V140H88V142L86 143V144H83V143H81V144H83V145H80L79 144ZM119 143H120V141H118ZM117 142V144H119ZM171 142V141H170ZM178 142V141H177ZM176 142V143H177ZM221 142H222V140H221ZM239 142V141H238ZM248 142H250V141H248ZM254 142V141H253ZM256 142V141H255ZM257 142H259V141H257ZM179 143H180V141H179ZM210 143V142H209ZM213 143H214V141H213ZM212 143V144H213ZM228 143V142H227ZM240 143V142H239ZM263 143V142H262ZM46 144V143H45ZM116 144V143H115ZM121 144V143H120ZM172 144H174V143H172ZM211 144V145H212ZM217 144V143H216ZM246 144H247V142H246ZM76 145V144H75ZM175 145V144H174ZM178 145V144H177ZM180 145V144H179ZM183 145V144H182ZM182 145H181V148H182ZM184 145H183V148H184ZM221 145V144H220ZM225 145V144H224ZM238 145V144H237ZM241 145V144H240ZM244 145V144H243ZM248 146H249V144H247ZM256 145H257V143H256ZM259 145H260V143H259ZM264 145V144H263ZM119 146V145H118ZM127 146V145H126ZM125 146V147H126ZM228 146H229V143H228ZM231 146H234V145H231ZM120 147V146H119ZM118 147V148H119ZM133 147V146H132ZM176 147V146H175ZM208 147V146H207ZM222 147V146H221ZM237 147V146H236ZM252 147V146H251ZM121 148V147H120ZM128 148H129V146H128ZM131 148V147H130ZM134 148V147H133ZM133 148H131L132 150H134ZM180 148V149H181ZM211 148V147H210ZM218 148H219V146H218ZM234 148V147H233ZM233 148H232V150H233ZM240 148V147H239ZM245 148H247V147H245ZM262 148V147H261ZM122 149V148H121ZM124 149V148H123ZM187 149V150H188ZM207 149V148H206ZM205 149V150H206ZM217 149V148H216ZM215 149V150H216ZM225 149H227V148H224L223 150H225ZM235 149V148H234ZM237 149V148H236ZM248 149V148H247ZM259 149V148H258ZM76 150H73V152L74 151H76ZM181 150H183V149H181ZM228 150V149H227ZM241 150H242V148H241ZM250 150V149H249ZM253 150H256V149H254L253 148ZM131 151V150H130ZM129 151V152H130ZM139 151V153H142V152H140ZM216 151H220V150H216ZM222 151V150H221ZM230 151V150H229ZM238 151V150H237ZM240 151V150H239ZM244 151H245V149H244ZM48 152V151H47ZM52 152H54V151H52ZM124 152H126V150L124 151ZM128 152V154L129 155H127V160L129 161V165L130 166H132V167H134V171L133 172H135V173H137L135 176H133L134 174L133 173H129L128 171H130V170H128L127 172V175H125V176H122V177H118V178H103V180L101 181V182H99V184L98 185H96V184H94V185H96V187H95V190H91V195L95 198V200H96V198H97V200L99 199V202H98V204H99V206L101 207V208H103V209H105L104 211H102V212H104V213H106V214H108V216H110L109 215V212H110V214L113 216V218H111V220H110V222H108L107 223V225L105 224L104 226L102 225V224H104V223H100L101 224V226H103L104 228H103V230H102V232H100V233H98V235H96V234H94V235H96V236H92L91 238H87L86 240H85V246L84 247H86L85 249H87V252H83V250H82V252H83V254L84 253H87V255H86V257L85 258H83V259H85V261L83 262H81V264H86L87 262H91L92 264H130V262H133L132 261V259L133 258H135V259H137L136 257H138V256H140L139 254H143V252L145 253L144 255L146 256V254H148L151 258H155V257H159V256H163L164 257V255H165V253L167 254V252H171L172 251V249H173V247H174V244H175V242H174V244L171 246V245H169L168 246V244H165V242H164V239H162L161 238V236L159 237L158 235H159V231H157V230H160V228L162 227V222L160 221V220H158V219H155V220H153V217L152 216H156L158 213H160V211H162V210H160L159 209V206L157 207H154L153 206V204L152 203H150V202H148L147 201V199L148 198H142L141 196H136V194L138 193V191H139V189L141 188V190H142V186H150V187H152V188H154L156 191H157V193H158V191L159 190H166V189H178V191H179V189H181V190H187V188L189 187L188 186V184H185L187 181H191L190 180V178H189V176H188V174H186V173H184V172H182L181 173V175H179V172H180V170H179V172H175L174 171V173H171L170 172V170H169V173H165V172H161L160 170H159V168L160 167H158V166H156V165H153L152 164V168H151V170H149V171H151V172H149V173H144V171L142 172L140 169L139 170H137V169H135V168H138L141 164H139V162L140 161H138V159L136 158V157H138V156H133V155H131V154H133V153H129ZM184 152V151H183ZM186 152V151H185ZM250 152V151H249ZM248 152V153H249ZM255 152V151H254ZM257 152V151H256ZM69 153V152H68ZM97 153V154H96ZM119 153H121V152H119ZM138 153V152H137ZM186 153H188V152H186ZM205 153V152H204ZM204 153H202V154H204ZM209 153V152H208ZM207 153V154H208ZM215 153V152H214ZM220 153V152H219ZM232 153H234L233 151H232ZM235 153H237V152H235ZM242 153V152H241ZM247 153V154H248ZM11 154V153H10ZM49 154V153H48ZM79 154V153H78ZM136 154V153H135ZM191 154V153H190ZM197 154V153H196ZM200 154H199V156H200ZM217 154V153H216ZM216 154H214V158H215V155ZM227 154V153H226ZM238 154V153H237ZM239 154H240V152H239ZM257 154V153H256ZM46 155V154H45ZM85 155V156H86ZM142 155H143V153H142ZM206 155V154H205ZM208 155H212V154H208ZM232 155V154H231ZM233 155H235V154H233ZM241 156L242 155H244V153L243 154H240ZM37 156V155H36ZM87 156L85 157V160H86V158H87ZM122 156V155H121ZM144 156V155H143ZM194 156V155H193ZM197 156V155H196ZM219 156V155H218ZM228 156H229V154H228ZM38 157V156H37ZM45 157V156H44ZM84 157V156H83ZM92 157V158H93ZM124 157V156H123ZM208 157V156H207ZM220 157V156H219ZM219 157H218V160H219ZM222 157V156H221ZM224 157V156H223ZM239 157V156H238ZM253 157H256V156H254L253 155ZM97 158V157H96ZM125 158H126V156H125ZM147 158V157H146ZM184 158V159H183ZM196 158V157H195ZM211 158V157H210ZM225 158V157H224ZM227 158V157H226ZM229 158V157H228ZM234 158V157H233ZM240 158V157H239ZM242 158V157H241ZM245 158V157H244ZM243 158V159H244ZM250 158V157H249ZM257 158V157H256ZM255 158V159H256ZM144 159V158H143ZM198 159H199V157H198ZM217 159V158H216ZM41 160V159H40ZM139 160H142V159H139ZM148 161H149V159H147ZM157 160H155V161H157ZM194 160V159H193ZM193 160H192V162H193ZM196 160V159H195ZM194 160V161H195ZM207 160H208V158H207ZM211 160V159H210ZM228 160V159H227ZM229 160H231V159H229ZM150 161H153V160H150ZM164 161V162H165ZM222 161V160H221ZM233 161V160H232ZM249 161H251V160H249ZM256 161H257V159H256ZM259 161V160H258ZM45 162V161H44ZM159 162V161H158ZM169 162V163H170ZM197 162V161H196ZM213 162V161H212ZM211 162V163H212ZM226 162V161H225ZM228 162V161H227ZM231 162V161H230ZM234 162V161H233ZM239 162V161H238ZM245 162H247V161H245ZM252 162V161H251ZM253 162H254V160H253ZM40 163V162H39ZM144 163H145V159H144ZM148 163H150L151 164V162H148ZM147 163V164H148ZM163 163V162H162ZM199 163V162H198ZM219 163V162H218ZM223 163V162H222ZM244 163V162H243ZM258 163V162H257ZM200 164V163H199ZM204 164V163H203ZM208 164V163H207ZM231 164H232V162H231ZM233 164H235V163H233ZM250 164V163H249ZM159 165H160V163H159ZM193 165V164H192ZM214 165V164H213ZM212 164H210L209 166H211V168H212V166H213ZM221 165H223V164H221ZM220 165V166H221ZM240 165V164H239ZM245 165H247V164H245ZM244 165V166H245ZM256 165V164H255ZM262 165V164H261ZM143 166H145V165H143ZM163 166V165H162ZM166 166V165H165ZM170 166V165H169ZM172 166V165H171ZM195 166H197V165H195ZM200 166V165H199ZM235 166V165H234ZM259 165H257V166H255V169H256V167H258ZM164 167V166H163ZM192 167V166H191ZM194 167V166H193ZM192 167V168H193ZM214 167H216V166H214ZM218 167V166H217ZM225 167V166H224ZM228 167V166H227ZM231 168H232V166H230ZM237 167H239V166H237ZM241 167V166H240ZM90 168V167H89ZM131 168V167H130ZM140 168V167H139ZM144 168V167H143ZM145 168H147V167H145ZM144 168V169H145ZM197 167H195L194 169H196ZM230 168V169H231ZM234 168V167H233ZM132 169V168H131ZM148 169H149V167H148ZM175 169V168H174ZM186 169V168H185ZM187 169L185 170L186 172H187ZM199 169V168H198ZM202 169H204V168H202ZM207 169V168H206ZM205 169V170H206ZM239 169V168H238ZM244 169H245V167H244ZM252 169V168H251ZM254 169V168H253ZM254 169V170H255ZM260 169H263V168H261V166H260ZM62 170H63V172L61 173L60 171H59V173L61 174V177H62V180L60 181V182H62V184H63V186H65L64 187V189H67V190H69L70 189V187H71V182H69V177L68 176H66V172L64 173V170L65 169H63L62 168ZM82 170V169H81ZM133 170V169H132ZM147 170V169H146ZM166 170V169H165ZM191 170V169H190ZM189 169H188V171H190ZM210 170V169H209ZM218 170H220L219 168H218ZM236 170V169H235ZM241 170V169H240ZM242 170H243V168H242ZM246 170V169H245ZM257 170H258V168H257ZM126 171V170H125ZM182 171V170H181ZM183 171H184V169H183ZM199 171V170H198ZM229 171V170H228ZM233 171V170H232ZM146 172H148V171H146ZM167 172V171H166ZM193 172V171H192ZM197 172V171H196ZM195 172V173H196ZM200 172V171H199ZM198 172V173H199ZM203 172V171H202ZM206 171H204V173H205ZM208 172V171H207ZM206 172V173H207ZM210 172V171H209ZM217 172H219V171H217ZM216 172V173H217ZM225 172H227V171H225ZM240 172V171H239ZM238 172V173H239ZM249 172V171H248ZM251 172V171H250ZM257 172V171H256ZM68 173V172H67ZM124 173V172H123ZM189 173V172H188ZM198 173H197V176H198ZM233 173H234V171H233ZM238 173H236V174H238ZM241 173V172H240ZM261 173V172H260ZM133 174V175H132ZM192 174V173H191ZM190 174V175H191ZM193 174H194V172H193ZM202 174V173H201ZM209 174V173H208ZM215 174V173H214ZM213 174V175H214ZM232 174V173H231ZM243 174V173H242ZM253 174V173H252ZM251 174V175H252ZM256 175H258L257 173H255ZM254 174V175H255ZM69 175V174H68ZM196 175V174H195ZM205 175V174H204ZM209 175H211V174H209ZM217 175V174H216ZM215 175V176H216ZM224 175V174H223ZM227 175V174H226ZM225 175V176H226ZM245 175V174H244ZM219 176V175H218ZM205 177H206V175H205ZM207 177H209L208 175H207ZM212 177V176H211ZM220 177H222V176H220ZM255 177V176H254ZM257 177V176H256ZM255 177V178H256ZM193 178V177H192ZM226 178V177H225ZM228 178H229V176H228ZM238 178H240V177H238ZM238 178H237V180H238ZM242 178V177H241ZM260 178V177H259ZM262 178V177H261ZM61 179V178H60ZM195 179V178H194ZM193 179V180H194ZM200 179H202V177L201 178H199V180ZM204 179V178H203ZM223 179V178H222ZM198 180V179H197ZM221 180V179H220ZM228 180V179H227ZM258 180V179H257ZM196 181V180H195ZM195 181H194V183H195ZM215 181V180H214ZM233 181V180H232ZM232 181H231V184H232ZM254 181V180H253ZM218 182V181H217ZM239 182H240V180H239ZM238 182V183H239ZM242 183H243V181H241ZM247 182H249L248 180H247ZM255 182V181H254ZM257 182V181H256ZM189 183V182H188ZM207 183V182H206ZM205 183V184H206ZM245 183V182H244ZM251 183V182H250ZM263 183V182H262ZM190 184H192V183H190ZM201 184V183H200ZM211 184V183H210ZM231 184H229V185H231ZM256 184V187L258 186L257 184L258 183H255ZM203 185V184H202ZM216 185V184H215ZM228 185V187H230ZM251 185V184H250ZM263 185H264V183H263ZM90 186H93V185H90ZM169 186V187H168ZM195 187H196V189H197V186L196 185H194ZM205 186V185H204ZM207 186V185H206ZM225 186V185H224ZM233 185H231V187H232ZM62 187V186H61ZM89 187V186H88ZM195 187H194V189H195ZM202 188H205V187H203V186H201ZM200 187V188H201ZM226 187H227V185H226ZM225 187V188H226ZM241 187V186H240ZM248 187V186H247ZM252 187V186H251ZM91 188V187H90ZM146 188V187H145ZM149 188V187H148ZM152 188H149V189H152ZM212 188V187H211ZM213 188H214V186H213ZM222 188V187H221ZM221 188H219V189H221ZM224 188V187H223ZM238 188V187H237ZM253 188V187H252ZM258 188V187H257ZM263 188H264V186H263ZM144 189V188H143ZM217 189V188H216ZM216 189H215V191H216ZM229 188H227V190H228ZM250 189V188H249ZM140 190V191H141ZM144 190H146V189H144ZM153 190V189H152ZM201 190V189H200ZM209 190V189H208ZM223 190V189H222ZM258 189H256V192L255 193H257V192H260V191H257ZM147 191V190H146ZM149 191V190H148ZM147 191V192H148ZM172 191V190H171ZM170 191V192H171ZM190 190H188V193L190 194L191 193V191L189 192ZM207 191V190H206ZM220 191V190H219ZM218 191V192H219ZM231 191V190H230ZM234 191H235V189H234ZM263 191H264V189H263ZM142 192V191H141ZM154 192V191H153ZM167 192V191H166ZM180 192V191H179ZM200 192V191H199ZM203 192H204V190H203ZM210 192V191H209ZM208 192V193H209ZM224 192V191H223ZM236 192V191H235ZM64 193V192H63ZM197 193V192H196ZM201 193V192H200ZM207 193V192H206ZM222 193V192H221ZM226 193V192H225ZM225 193H224V196H225ZM233 193V192H232ZM253 193V192H252ZM65 194V193H64ZM68 194V193H67ZM88 194V193H87ZM143 194V193H142ZM155 194V193H154ZM153 194V195H154ZM166 194V193H165ZM173 194V193H172ZM176 194H177V192H176ZM175 194V195H176ZM203 194V193H202ZM217 194V193H216ZM235 194V193H234ZM244 194H246L245 192H244ZM248 194V193H247ZM140 195V194H139ZM161 195V194H160ZM168 195V194H167ZM213 195V194H212ZM217 195H219V194H217ZM229 195H230V192H229ZM228 195V196H229ZM89 196V195H88ZM146 196V195H145ZM196 196V195H195ZM202 196V195H201ZM214 196H216V195H214ZM219 196H221V194L219 195ZM231 196V195H230ZM237 196H238V194H237ZM241 196H243V195H241ZM240 196V197H241ZM252 196V195H251ZM255 196V195H254ZM63 197V196H62ZM157 197V196H156ZM169 197V196H168ZM173 197V196H172ZM175 197V196H174ZM218 197V196H217ZM235 197V196H234ZM239 197V196H238ZM239 197V198H240ZM264 197V196H263ZM131 198H132V200H133V198H134V200L133 201H131ZM197 198V197H196ZM196 198L193 196H191L190 198L188 197V199H186V194L185 193H183V195L181 194V195H179L178 197H175L174 199L175 200H177V203H182L183 201L184 202H187L189 205H187V203H186V205L187 206H190L191 207V209L193 208V206H195V200H196ZM203 198V197H202ZM210 198H211V195H210ZM213 198V197H212ZM220 198V197H219ZM233 198V197H232ZM231 198V199H232ZM252 198H254V197H252ZM256 198V197H255ZM262 198V197H261ZM90 199H92V198H90ZM128 199H130V200H128ZM157 199H159V198H157ZM160 199H161V197H160ZM201 199V198H200ZM206 199H208V198H206ZM214 199V198H213ZM212 199V200H213ZM222 199V198H221ZM228 199V198H227ZM230 199V198H229ZM234 199V198H233ZM242 199V198H241ZM243 199H244V197H243ZM258 199V198H257ZM97 200H96V202H97ZM101 200V201H100ZM209 200V199H208ZM217 200V199H216ZM219 200V199H218ZM250 200V199H249ZM260 200H262V199H260ZM110 201H113L114 202V204H113V206H111V205H109V203H111ZM130 201V202H129ZM161 201V200H160ZM165 201V200H164ZM207 201V200H206ZM224 201H228V200H224ZM68 202V201H67ZM156 202V201H155ZM215 202V201H214ZM217 202L218 201H216V204H217ZM231 202V201H230ZM235 203H236V201H234ZM233 202V203H234ZM239 202H241V201H239ZM242 202H243V200H242ZM249 202V201H248ZM253 202V201H252ZM261 202V201H260ZM157 203H159V202H157ZM177 203H176V205H177ZM197 203H199L198 201H197ZM220 203H222V202H220ZM250 203V202H249ZM248 203V204H249ZM256 203L258 204V202L256 201ZM70 204V203H69ZM166 204H167V202H166ZM184 203H182V205H183ZM203 205H204V207H203V205H202V207H203V209H202V215L200 214L199 215V219L200 220H206V217H211V215H212V212H211V206H213V205H209L208 204V202L206 203V202H204L203 201V203H202ZM212 204V203H211ZM231 204V203H230ZM229 204V205H230ZM246 204V203H245ZM247 204V205H248ZM169 205V204H168ZM173 205V204H172ZM175 205V204H174ZM175 205V206H176ZM186 205H184V206H186ZM233 205V204H232ZM253 205H255V203L253 204ZM253 205H251V208H253V209H255L254 207H256L257 205H255L254 207H252ZM264 205V204H263ZM130 206L132 207V209H133V207H134V209L132 210H130ZM163 206V205H162ZM171 206V205H170ZM179 206V205H178ZM183 206V207H184ZM199 206V205H198ZM221 206V205H220ZM222 206H224V205H222ZM234 206V205H233ZM237 206H240V205H237ZM245 206V205H244ZM249 206V205H248ZM164 207V206H163ZM169 207V206H168ZM180 207V206H179ZM182 207V206H181ZM189 207V208H190ZM219 207V206H218ZM228 207V206H227ZM226 207V208H227ZM236 207V206H235ZM260 207H261V205H260ZM259 207V208H260ZM139 208V209H138ZM167 208V207H166ZM172 207H170V209H171ZM173 208H175V207H173ZM176 208H178V207H176ZM175 208V209H176ZM197 208V206L196 207H194V209H196ZM214 208V207H213ZM215 208H217V207H215ZM239 208V207H238ZM258 208V207H257ZM169 209V208H168ZM174 209V210H175ZM200 208H198V210H199ZM218 209V208H217ZM216 209V210H217ZM232 209H234V208H232ZM237 209V208H236ZM241 209V208H240ZM246 209V208H245ZM244 209V210H245ZM247 209H249V207L247 208ZM252 209V210H253ZM261 209H262V207H261ZM115 210V211H114ZM166 210V209H165ZM165 210H163V211H165ZM172 210V209H171ZM180 210H181V208H180ZM193 210V209H192ZM197 210V209H196ZM215 210V211H216ZM222 210H224V208L222 209ZM250 210V209H249ZM260 210V209H259ZM263 210V209H262ZM114 211V214H112V212ZM170 210H168V212H169ZM182 211V210H181ZM195 211V210H194ZM201 211V210H200ZM233 211V210H232ZM237 211H239V210H237ZM254 211V210H253ZM261 211V210H260ZM167 212V211H166ZM171 212V211H170ZM176 212V211H175ZM178 212H179V209H178ZM184 212V211H183ZM185 212H186V210H185ZM217 212H219V210L217 211ZM216 212V213H217ZM225 212V211H224ZM227 212V211H226ZM225 212V213H226ZM230 212V211H229ZM229 212H227V213H229ZM255 212H257V211H255ZM164 213V212H163ZM172 213V212H171ZM188 213V212H187ZM191 213V212H190ZM189 213V214H190ZM194 213V212H193ZM197 213V212H196ZM198 213H199V211H198ZM215 213V212H214ZM220 213H222V212H220ZM233 213H235V212H233ZM241 213V212H240ZM249 213V212H248ZM251 213H252V211H251ZM258 213V212H257ZM260 213H262V214H264V212L263 211H261ZM180 214V213H179ZM178 214V215H179ZM185 214V213H184ZM192 214V213H191ZM190 214V215H191ZM195 214V213H194ZM244 215H245V213H243ZM242 214V215H243ZM254 214V213H253ZM160 215V214H159ZM169 214H167V216H168ZM172 215V214H171ZM219 215V214H218ZM222 215V214H221ZM234 215H236V214H232V216H234ZM239 215V214H238ZM238 215H236V216H238ZM241 215V216H242ZM255 215V214H254ZM258 215V214H257ZM160 216H163V214L162 215H160ZM173 216V215H172ZM181 216V215H180ZM189 216V215H188ZM193 216V215H192ZM220 216V215H219ZM230 216V215H229ZM256 216V215H255ZM259 216H260V214H259ZM262 217L264 216V215H261ZM156 217H159V216H156ZM165 217H166V215H165ZM168 217H171V216H168ZM167 217V219H169ZM174 217H176V216H174ZM186 218H187V216H185ZM184 217V218H185ZM215 217H218V216H215ZM214 217V218H215ZM243 217H245V216H243ZM103 218H105V217H103ZM164 218V217H163ZM173 218V217H172ZM179 218V217H178ZM195 218V217H194ZM213 218V217H212ZM231 218V217H230ZM246 218V217H245ZM102 219V218H101ZM110 219V218H109ZM159 219H160V217H159ZM176 219H177V217H176ZM175 219V220H176ZM189 219L190 218H188L187 220V222H189ZM196 219V218H195ZM198 219V220H199ZM218 219V218H217ZM163 221L165 220V219H162ZM194 220V219H193ZM208 220H209V218H208ZM222 220V219H221ZM177 221V220H176ZM214 221V220H213ZM257 221V220H256ZM179 222V221H178ZM181 222V221H180ZM195 222H196V220H195ZM230 222V221H229ZM242 222V221H241ZM260 222H262V221H260ZM106 223V222H105ZM164 223H165V221H164ZM197 223V222H196ZM203 223V222H202ZM234 223V222H233ZM39 222L38 221H36L35 219H31L27 214H25V212L24 211H15V212H11V213H8V214H6V215H2V216H0V264H14L13 263V259H12V256H13V258H20V259H22L24 256H25V253L27 252V250H28V248L30 249V247L32 246L33 247V244L35 243L34 241L36 240V237H39V235H41L40 234V232L37 230V226H39ZM193 224H195V223H193ZM198 224V223H197ZM204 224V223H203ZM209 224H210V221H209ZM226 224V223H225ZM259 224V223H258ZM262 224V223H261ZM138 225H142V226H145L146 228H150V229H152L153 231H154V234H153V236L151 237V238H148V240H146V241H141V240H139V239H137V238H131V236L129 235V236H126V237H121V236H119V238L117 237V238H115V239H112V240H108V242L109 243H106L105 241H104V237L106 236V234L107 233H111V230H112V233H113V230L114 231H116V232H124V231H126L127 229H132L133 227L135 228V226H138ZM169 225V224H168ZM180 225V224H179ZM206 225V224H205ZM170 226V225H169ZM189 226V225H188ZM208 226V225H207ZM231 226V225H230ZM263 226V225H262ZM66 227V226H65ZM145 227H143V228H145ZM191 227H192V224H191ZM201 227H202V225H201ZM200 227V228H201ZM203 227H206V226H204L203 225ZM212 227V226H211ZM177 228V227H176ZM197 228H199V227H197ZM241 228V227H240ZM39 229V228H38ZM63 230H62V234H61V236H60V239L58 240V243H57V250H56V253H55V262H56V264H65V260H64V258H63V255H62V253H63V251H64V249L66 248V239H65V237H64V232H65V228H64V226H63V228H62ZM166 229V228H165ZM182 229H185V228H182ZM187 229V228H186ZM185 229V230H186ZM188 229H190V228H188ZM231 229V228H230ZM249 229H250V227H249ZM91 230V229H90ZM100 230V229H99ZM163 230V229H162ZM194 230H196V229H194ZM199 230V229H198ZM260 231H261V229H259ZM41 231V230H40ZM148 231V230H147ZM152 231V232H153ZM164 231V230H163ZM172 231V230H171ZM193 231V230H192ZM197 231V230H196ZM212 231V230H211ZM217 231V230H216ZM219 231V230H218ZM264 231V230H263ZM127 232H129V231H127ZM131 232V231H130ZM173 232H174V230H173ZM180 232H181V230H180ZM198 232V231H197ZM199 232H200V230H199ZM202 232H203V229H202ZM234 232V231H233ZM262 232V231H261ZM260 232V233H261ZM92 233H94V232H92ZM125 233V232H124ZM158 233V234H157ZM190 233H191V231H190ZM217 233V232H216ZM215 233V234H216ZM251 233V232H250ZM259 233V232H258ZM122 233H120V235H121ZM126 234V233H125ZM130 234V233H129ZM134 234V233H133ZM162 234H163V232H162ZM168 233H166V235H167ZM193 234H194V232H193ZM202 234V233H201ZM200 234V235H201ZM263 234V233H262ZM92 235V234H91ZM132 235V234H131ZM140 235V234H139ZM149 235V234H148ZM152 235V234H151ZM174 235V234H173ZM190 235V234H189ZM188 235V236H189ZM200 235H199V237H200ZM207 235V234H206ZM238 235V234H237ZM261 235V234H260ZM112 236V235H111ZM114 236V235H113ZM182 236V235H181ZM184 236V235H183ZM187 236V237H188ZM202 236V235H201ZM240 236V235H239ZM88 237V236H87ZM199 237H197V238H199ZM110 238V237H109ZM166 238V237H165ZM184 238V237H183ZM190 237H188V241H190L191 239H189ZM194 238H196V237H194ZM194 238L192 239V241L194 240ZM203 238V237H202ZM261 238V237H260ZM140 239H144V238H140ZM172 239V238H171ZM174 239V238H173ZM178 239V238H177ZM183 240V239H182ZM185 240H187V239H184V241ZM168 241V240H167ZM184 241H183V245H184ZM194 241H196V240H194ZM82 242V241H81ZM177 242V241H176ZM180 243H182V241H179ZM187 242V241H186ZM185 242V243H186ZM169 243V242H168ZM199 243H200V241H199ZM83 244V243H82ZM172 244V243H171ZM182 246V244H177V246ZM195 245V244H194ZM178 246V247H179ZM185 246L186 247H188L186 244H185ZM31 247V248H32ZM35 247V246H34ZM178 247H175V248H178ZM182 248V247H181ZM183 248H185V247H183ZM217 248V247H216ZM178 249H180V247L178 248ZM33 250V249H32ZM176 250V252L178 251L177 249H175ZM186 250V249H185ZM184 250V251H185ZM188 251H189V249H187ZM186 250V251H187ZM35 251V250H34ZM180 251H183V250H179V252ZM173 252V251H172ZM171 252V253H172ZM175 252V251H174ZM175 252V253H176ZM176 254H179L178 252L176 253ZM15 255H18V257L16 256V257H14ZM147 255V256H148ZM171 255V254H170ZM145 256L143 257V258H145ZM168 256V255H167ZM173 256H175V254L173 255ZM177 256V255H176ZM83 257H84V255H83ZM163 257H161V259L163 258ZM170 257V256H169ZM244 257V256H243ZM263 257V256H262ZM18 258V259H19ZM147 258V257H146ZM160 258V257H159ZM164 258H168V257H164ZM174 258V257H173ZM242 258V257H241ZM23 259H25V258H23ZM156 259V258H155ZM223 259V258H222ZM17 260V259H16ZM140 260H141V258H140ZM146 260H149V257L146 259ZM154 260V259H153ZM152 260V261H153ZM216 260V259H215ZM250 260V259H249ZM27 261V260H26ZM25 261V262H26ZM143 261V260H142ZM141 261V262H142ZM145 261V260H144ZM152 261H150V262H152ZM242 261V260H241ZM241 261H239L240 262V264H241ZM252 261V260H251ZM15 262H19V261H15ZM86 262V263H85ZM138 261H136L135 262V264H138L137 263ZM140 262V261H139ZM147 262V261H146ZM145 262V263H146ZM149 262V261H148ZM154 262H156V261H154ZM214 262V261H213ZM219 262V261H218ZM233 262V261H232ZM21 263H22V261H21ZM27 263V262H26ZM216 263V262H215ZM247 263V262H246ZM251 263V262H250ZM249 263V264H250ZM25 264V263H24ZM132 264V263H131ZM134 264V263H133ZM148 264V263H147ZM152 264V263H151ZM209 264H214V263H212V262H210ZM235 264H237V263H235ZM239 264V263H238ZM258 264V263H257Z\"/></svg>",
    "mask_w": 264,
    "mask_h": 264
},
{
    "label": "water",
    "instance_id": "95a60500",
    "mask_svg": "<svg viewBox=\"0 0 264 264\" xmlns=\"http://www.w3.org/2000/svg\"><path fill=\"white\" fill-rule=\"evenodd\" d=\"M26 196H28V197H35V198L37 197V196H35V195H26Z\"/></svg>",
    "mask_w": 264,
    "mask_h": 264
}]
</instances>
